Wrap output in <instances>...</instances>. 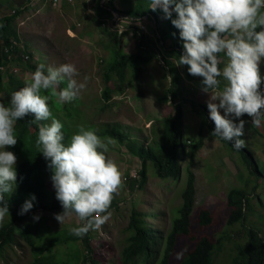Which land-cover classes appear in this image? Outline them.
<instances>
[{"label":"trees","instance_id":"trees-1","mask_svg":"<svg viewBox=\"0 0 264 264\" xmlns=\"http://www.w3.org/2000/svg\"><path fill=\"white\" fill-rule=\"evenodd\" d=\"M31 2L32 0H29L22 7H18L0 18V94L4 92V82L2 79L5 73L2 69L6 68L7 70L12 64H21V66L27 67L29 71H34L37 66L32 64L33 60L27 63L24 59L17 58L18 51L22 48L14 50L13 63H10V56L5 53V48L11 46L13 42L19 43L20 46L22 45L17 29L18 20L28 10V5ZM125 3H128V1L107 0L103 4V0H98L96 8L99 11H103L104 16L106 14L114 15L113 11L118 12V6H122ZM131 4H133L132 8L124 12L119 10L120 12L118 13L121 16L126 14L137 17L138 20L152 15L153 17L150 20L154 22V27L149 26L150 31L146 33L135 25L132 18L128 17L129 22L125 24L126 29L123 32L120 29H114V32L110 31L112 38H114V45L110 44L107 47L112 51L113 59L104 73L106 90L103 98L106 102H110L115 93L124 92L126 87L124 84L128 82L136 83L141 87L144 81L143 76L156 61H160L161 57L164 62L161 67L171 70L172 73L170 75V87L162 92L164 95L160 98L159 102L166 107L169 106L170 112L167 118L160 120L161 128L159 130L161 131L158 133V136H162V139H159L156 141V144L150 147L132 143L127 137L128 132L123 131L124 133H122L117 126L111 129L108 128L105 131H97V134L101 138L109 136L115 141H118L120 146L125 139H128L130 144L126 147L132 154L135 152L134 155L140 159L143 165L137 169L136 175L133 176L134 178L129 173L125 180L122 181L123 188L129 189V194L133 202V209L130 210L131 221L129 225L131 236L127 246L123 250L122 264H173L181 237H190L193 233V213L195 209L198 207L201 209L197 218L198 227L200 229L209 228L215 224L216 215L208 205L213 200L223 201L225 197L221 199L216 198L217 196H221L219 188L213 192L214 195L207 193L201 188L200 192L197 189V176L194 168L200 165V161L198 163V154L206 144L205 134H210L212 130H207L208 126H206V123L201 122V119L207 120V122L209 121V110L206 105L199 104L200 107H197L193 103L196 113L202 116L200 124L192 120L194 118L191 119V122L185 118V103L181 101H188L186 96H184V81L197 83L201 77L189 74L187 72V65L182 66L181 73L184 78L181 73H174V71H177L178 66L174 64L172 59L173 57H178L183 52L182 39L175 37L176 34H179V30L172 25L170 19L164 17L162 10L157 9L153 11L149 8L150 0H137L135 3L132 1ZM175 17L173 14V18ZM98 19L105 24L104 19ZM105 26L109 29L108 25L105 24ZM155 26L157 30L154 29ZM113 33L117 38L120 37L121 39L119 38L120 40L118 41L113 36ZM128 33L137 36L138 46L135 54H127L125 52V38L123 36ZM158 35H161V37L159 38ZM170 48L172 51L168 50ZM24 53L27 54L26 52ZM29 56L32 58V54ZM9 85V88L12 85L15 88L17 86V83H15L14 79L12 80V77L9 80ZM202 111L203 114H201ZM31 119L32 117L30 116L25 120L17 122L15 128L18 143L15 146H10L17 158L21 159V163L17 168V186L12 195L6 194V199L10 207L8 214H12L14 218L11 222L0 226V254L6 248H13L15 246L17 230L20 225L33 219L34 214L40 216L39 222L41 220L47 222L49 216L46 213H52V210L47 205L49 189L53 187L50 179L52 172L48 167V162L39 153V149L36 146L35 141L38 137L39 125L30 123ZM208 124L210 128L214 129V123L208 122ZM186 136L193 138L189 141V144L194 152L191 157V170L187 188L182 195L183 204L178 210L179 215L173 219L172 227L168 232L162 229L155 230V227L147 221L148 215L140 212L138 209V206L143 200L145 189L151 179L149 164L155 167L156 178L158 179L172 181L183 179L185 162L181 160L182 154L188 157L187 146L184 143ZM130 137L132 138V136ZM210 138L215 139L212 136ZM196 139L197 141H195ZM220 140L240 155V162L247 171L245 175H248L247 183L244 186L249 188L250 192L253 189V193H248L246 189L241 188L242 186L230 189L226 195L229 209L227 211L228 218L224 225V231L218 240L208 235H203L199 238L194 236V248L185 255L180 264H215V257L218 251L224 248L227 240L233 238V235L229 231H233L235 227H240V229L236 230L235 235L240 236L242 233H246L247 240L244 244L237 243L239 247L238 253L232 258L230 264H264V229L255 228L256 221L252 218L254 217L253 214L251 215L252 205L255 206V199H258L261 207H264V197L260 196L257 192L259 184L264 179V171L257 166L254 155L245 146L240 150H236L228 141ZM253 184H255L254 187ZM27 194H35L37 198L35 201V212L30 213L29 211L25 215H20L18 200L20 198L24 200ZM124 199L114 196L110 209L112 213L121 209ZM201 199H203V203L201 204L200 202L198 204V201ZM255 207L257 212L260 213V207ZM32 226L37 228L40 224ZM32 226L26 225V229L22 235L24 240L32 247L35 256L33 264H70L68 262H60L61 259L54 252L55 248L41 249L36 247L32 232L34 228ZM60 238L61 240H59L60 242L56 247L61 244L65 245L73 242L67 239V237L63 238V236H60ZM92 239V230L87 235L78 239L77 243L81 245V248L78 249L77 253L73 254L75 264H101V259L98 257ZM226 264H229V262Z\"/></svg>","mask_w":264,"mask_h":264},{"label":"rangeland","instance_id":"rangeland-1","mask_svg":"<svg viewBox=\"0 0 264 264\" xmlns=\"http://www.w3.org/2000/svg\"><path fill=\"white\" fill-rule=\"evenodd\" d=\"M28 1L0 0V18L18 7H22ZM63 1L62 8L55 9L47 5L46 2L50 3V0H32L28 5V10L19 18L17 29L22 42L21 50L28 53V55L32 54V64L38 65L39 63H46L52 66H59L63 63H74L80 72L78 79L84 80L85 77L87 78L84 81L86 88L82 90L77 102L65 103L63 105L50 102L53 115L65 125L64 131L66 135L70 136L73 132L77 131V125L92 127L97 129V131H105L108 128L111 129L117 126L122 133L128 132L127 137L136 145L150 147L156 144V141L162 139V136H158V133L161 131L159 130L161 128L160 120L167 118L170 112L169 106L166 107L160 104L159 100L164 95L162 92L170 87V75L172 71L161 67L164 62L160 57V61H156L143 76L144 81L141 87L136 83H125L124 85L126 87L124 92L115 93L112 100L106 102L103 98L106 90L104 73L113 59V53L107 46L114 42L110 31L114 32V29H119L113 23L115 18H117V14H106L104 16L103 11H99L96 8L98 0ZM127 1L128 3L122 6L118 4V8L116 6L118 12L129 10L133 6L131 2L133 1L135 3L137 0ZM97 14L98 17L96 16ZM173 14L176 15V13ZM123 16L132 18V16L126 14ZM98 18L104 19L103 21L108 25L109 29ZM109 19H112L111 25ZM146 22L148 23L146 25L151 24L154 27V22H151L150 17H146ZM126 35L123 36L126 42V44L124 42L125 52L127 54H135L138 46L137 36L131 33ZM178 35L176 34L175 37L178 38ZM113 36L118 41L121 39L120 37V39L117 38L114 33ZM158 37L160 38L161 35H158ZM90 43H93V45H90ZM180 69L182 71V66H180ZM3 72L5 73L2 79L4 82V92L0 94V99L6 102L10 99V94L13 91L24 86V74L31 71L27 67L21 66V64H12ZM11 77L17 83L16 88L13 85L11 88L8 87ZM189 85L198 95L193 93L186 96L188 99L187 102L181 100L185 103V118L189 122L192 118L196 122H199L201 115L196 113L193 103L197 107H200L198 101L202 100L201 98H205V96L199 93L201 91L198 90L201 83L198 85ZM189 85L186 84V87H190ZM63 86L62 84L61 87ZM203 101L207 102V99ZM201 114H203V111ZM207 130L209 129L207 128ZM102 139L109 144V149L106 154L119 166L123 181L129 173L133 177L137 173V169L143 166L140 159L134 155L135 152L132 154L126 147L130 144L128 139H125L121 143V146L118 141H115L109 136ZM192 139V137L186 136L184 141L187 146L188 157L182 154L181 160L185 162L183 179L179 181L158 179L156 178L155 167L149 164L151 179L145 189L143 200L138 206V209L140 212L148 215L147 221L155 227V230L162 229L168 232L172 227L173 219L179 215L178 210L183 204L182 195L187 188L190 176L191 157L194 150L189 144V141ZM7 149L12 151L10 146H7ZM225 152L233 156L230 150L227 149ZM20 163L21 159L17 158V168ZM195 169L198 171V167L195 166L194 171ZM255 184H253V187ZM241 188L246 189L248 193H253V189L250 192L246 186H242ZM229 190L227 188L222 189L219 192L221 196H217L216 198H223L224 196L222 194L229 193ZM257 192L260 196L264 197V179L259 184ZM30 196L31 194H27L24 200L22 198L18 200L20 209L24 201L29 199ZM114 196L123 199L126 197L121 209L114 211L109 219L98 229L92 230V242L97 250L98 257L101 259V264H122L123 250L127 246L131 236L129 225L131 221L130 210L133 209V202L129 194V189H125L121 185ZM200 202L202 204L203 199L199 200L198 204ZM227 203L226 197L223 201H211L208 207L216 215V222L213 226L206 229H200L198 227L197 218L201 209L200 207L195 209L193 213V233L190 237H181L173 264H180L185 255L194 248V236L199 238L203 235H208L218 240L225 229L224 225L228 218L227 211L229 207ZM47 205L52 210V213H46L49 216L48 221L43 222L41 220L40 222L42 223H40L39 220L30 219L23 225H20L17 230L15 246L13 248H6L0 254V264H33L35 256L32 247L24 240L22 233L25 231L26 225L32 226L38 224L40 226L37 228L32 226L34 228L32 232L36 247L41 249L55 248L54 252L61 259L60 262L75 264L73 254L77 253L78 249L81 248V245L77 243L80 237L72 234L70 229L78 225V218L73 216L63 225L55 219L54 214L62 212L63 209L55 197L53 187L49 189ZM35 206L34 201V207L30 210V213L35 212ZM255 206L260 207V213L257 212ZM255 206L252 205L251 212V215L253 214L254 216L252 218L256 221V225L254 226L257 229H264V207H261L258 199H255ZM13 218L14 216L12 214H7L2 224L11 222ZM41 225L43 226L41 227ZM238 229L240 227H235L233 231H229L233 235V238L227 240L224 248L218 251L215 257V264H226L227 262L230 264L232 258L238 253L239 247L237 243L244 244L247 240L246 233H242L240 236L235 235ZM60 236H63V238L67 237V239L73 242L65 245L61 244L56 247L60 242L59 240H61Z\"/></svg>","mask_w":264,"mask_h":264},{"label":"clouds","instance_id":"clouds-1","mask_svg":"<svg viewBox=\"0 0 264 264\" xmlns=\"http://www.w3.org/2000/svg\"><path fill=\"white\" fill-rule=\"evenodd\" d=\"M63 2L60 7H54L53 0L46 3L61 9ZM149 8L161 9L179 30L183 52L172 61L177 66L187 65L189 74L202 78L201 90L209 94L207 109L215 124L210 135L242 149L249 122L243 118L245 114L252 125H264V75L260 70L264 62V0H150ZM132 20L146 33L150 31L146 17ZM78 77L74 63H39L34 71L24 74L23 87L13 91L6 102L0 99V226L10 212L6 194L16 188L18 177L17 156L7 146L18 143L15 125L30 116V123L39 125L35 143L51 169L55 197L63 209L54 214L55 219L63 225L77 217L79 223L70 231L82 238L112 215L111 204L123 176L106 154L109 144L97 130L84 125H77V131L66 137L64 123L51 108L50 102L63 105L79 100L87 78ZM36 199L31 194L19 214L32 210ZM33 219L38 221L40 216L34 214Z\"/></svg>","mask_w":264,"mask_h":264},{"label":"crops","instance_id":"crops-1","mask_svg":"<svg viewBox=\"0 0 264 264\" xmlns=\"http://www.w3.org/2000/svg\"><path fill=\"white\" fill-rule=\"evenodd\" d=\"M91 44L92 43H90V45ZM168 50L172 51L171 48ZM260 70H261V74L264 75V62L261 63ZM177 72L179 73L182 72L180 66H178L176 72L174 71V73ZM201 79L197 83H190L185 80L183 84V89L185 92L184 96H189L190 94L196 93V91L192 90L189 84L198 85L201 82ZM186 84L189 85L190 87L187 88ZM198 90L201 91L199 93H202L205 96V98H201L202 100L198 99L199 100L198 103L200 105L203 104V106L205 105L207 106V102L203 100L207 99L208 101L209 94L204 93L201 90V86L198 87ZM243 118L249 121L245 125V136L243 137L245 139V147L252 152V154L254 155L255 162L257 163V166L262 171H264V125H261L260 127L252 125L251 118L248 117L247 114H245ZM201 122H205L209 130L212 131L214 130L213 128H210V125L208 124V122L214 123L213 121H211L210 118L208 122L207 120L204 119H201ZM205 136H206V140H205L206 144L198 154V163L200 161V165L196 166L198 167V171L195 169V173L197 176V182H196L197 189L200 190L201 188L207 193L214 195L213 192L217 188H219L221 191L222 189H226V188L233 189L235 187L244 186L247 183L248 175H245V173L247 174V171L245 168H243L244 166L240 162V158H239L240 155L234 152L229 146H226V144L223 143L217 137H215V139L213 138L211 139L210 138L211 135L208 133L205 134ZM227 149L233 153V156L225 152V150ZM213 186H219V187L213 188ZM222 195L226 197L227 193Z\"/></svg>","mask_w":264,"mask_h":264},{"label":"built area","instance_id":"built-area-1","mask_svg":"<svg viewBox=\"0 0 264 264\" xmlns=\"http://www.w3.org/2000/svg\"><path fill=\"white\" fill-rule=\"evenodd\" d=\"M60 3H61V0H53V6L54 7H58L60 5ZM115 14H117V18H115V21L113 22L114 26L118 27L123 32L126 29L125 24H127L129 22V18L125 17V16H121L118 13H115ZM109 21H110V25H111L112 19H109ZM116 23H118V25H116ZM20 47L21 46L19 43L13 42L11 46L5 48V53L10 56V60H11L10 63H13L12 60L14 59V57H13V55L15 53L14 50L17 48H20ZM17 58L24 59L28 63L31 61V58L29 56H27L26 54H24L21 50L18 51ZM4 70H6V68L2 69V71H4ZM261 88L264 89V84L261 85Z\"/></svg>","mask_w":264,"mask_h":264},{"label":"bare ground","instance_id":"bare-ground-1","mask_svg":"<svg viewBox=\"0 0 264 264\" xmlns=\"http://www.w3.org/2000/svg\"><path fill=\"white\" fill-rule=\"evenodd\" d=\"M127 32V31H126Z\"/></svg>","mask_w":264,"mask_h":264}]
</instances>
